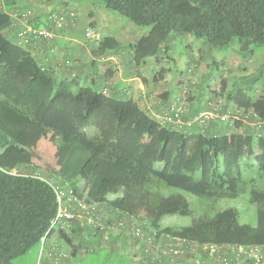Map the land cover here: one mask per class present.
<instances>
[{
	"label": "trees",
	"instance_id": "trees-1",
	"mask_svg": "<svg viewBox=\"0 0 264 264\" xmlns=\"http://www.w3.org/2000/svg\"><path fill=\"white\" fill-rule=\"evenodd\" d=\"M102 1L108 9L147 28L130 44L137 66L159 57L174 36L191 35L219 50L237 43L239 52H253L251 46L264 45V0ZM12 21L0 9V264H13L34 247L44 249L56 231L69 241L66 231L55 224L58 187L108 210L115 211L117 206L122 214L165 234L199 243L264 244V95L253 100L240 86L226 93L227 100L242 107L250 121L260 122L258 130L230 133L220 128L221 118L216 116L204 124L205 136L197 120L163 131L161 122L135 99L106 94L92 84H81L77 77H59L46 68L7 35ZM107 48L118 50L120 45L105 37L93 51L97 56ZM162 97L168 100L171 92ZM187 108L181 118L185 114L190 119L188 104ZM48 134L54 135L52 143L61 156L54 176L58 183L35 170L37 146ZM244 157L255 161L256 171L250 178L240 169ZM159 184L204 201L248 194L247 202L255 207V223L241 222L238 208L229 206L205 209L189 225L163 226L166 215H190L193 210L182 194L166 195L155 189ZM83 234L92 238L88 245L93 249L84 255V262L116 264L125 256L123 247L102 248L100 234L92 230ZM92 235L100 241L95 242ZM122 237L125 245L127 237ZM164 258L160 262L128 256L131 264L173 263ZM199 259L200 264H214L205 253Z\"/></svg>",
	"mask_w": 264,
	"mask_h": 264
},
{
	"label": "rangeland",
	"instance_id": "rangeland-1",
	"mask_svg": "<svg viewBox=\"0 0 264 264\" xmlns=\"http://www.w3.org/2000/svg\"><path fill=\"white\" fill-rule=\"evenodd\" d=\"M70 3L73 6L75 5L83 9L84 16L92 14L97 16L96 12L104 8V11L109 16L117 19L122 18L127 22L124 26L121 21H113L114 27H116L115 25H120L119 27L121 28L118 29L120 32L124 33V31H127L123 34L125 45H120V49L118 50L99 51L104 57H107L106 54H118L120 58L122 57L120 61L124 64L126 63L125 59H127L128 62L125 64L126 67L123 68L122 74L133 76L134 73H140L142 76L152 79L160 75L161 69L165 70L163 77L158 78V88H156L155 96L150 101L152 109L160 98L163 99L161 94L169 88L173 90V93H176L174 104H177L179 107L185 100L189 105L188 118L199 122L198 130L202 132L204 136L206 129L204 124H208L211 120L214 121L212 118H216V116H225V121H222L221 125L222 128H225V130L230 133L238 131L241 134H245L250 128L254 127L256 130L259 129L260 122L250 121L247 117V112L242 107L227 100L226 93L230 89L235 88V86H240L251 93L253 100L264 95V45L251 46L253 52H239L237 50L239 46L237 43H234L230 48L219 50L208 47L202 39H197L191 35L174 36L169 44L163 46L164 50L160 53L159 59L158 57L149 58L145 65L137 67L136 69L128 64L133 62L132 58L133 54H135V51L130 47V42L133 40L136 41L142 34L146 33L147 28L138 26L119 13L108 9L102 0H70ZM100 34L102 36V33ZM116 42L118 43V41ZM80 52L78 57L83 56L82 54H86L84 51ZM90 52L93 54L94 51ZM90 52L87 54H91ZM99 52L97 51V53ZM123 54H125V56ZM103 64L104 69L107 68V63L105 62ZM104 69L102 67V71ZM223 80H225V88H223ZM84 85L89 84L84 83ZM108 87H102L107 94L111 93ZM122 89L123 86L117 84V89H115L113 93L117 91L122 92ZM197 109H199L198 113H196ZM227 122H230L229 125ZM236 122H240V124L237 125ZM165 128V124H162L161 129L164 131ZM52 136L54 135L48 134L38 144V155L34 164L38 166L35 168L37 172H46L54 179L55 183H58L54 176L58 174L61 156H59L55 149V145L52 143ZM202 141L203 138L201 143ZM240 169L245 178L253 176L256 171L254 158L244 157L241 161ZM155 189L166 195L182 194L187 198L193 210V214L190 215H166L161 221L163 226L181 227L189 225L192 223L193 219L201 215V211L205 209H223L229 206L238 208L241 222L255 223L256 220L255 207L247 202L246 196L248 194L236 199L223 198L217 199L216 201H204V199L194 194L165 184H159L155 186ZM87 230L91 231V229L80 227L79 234L81 236L78 233H74L73 230H66L70 240V246L75 247L78 253L85 254L88 252L87 250L90 249L88 242H84L83 237L85 236L83 233ZM41 247L42 245L40 248L34 247L25 254L16 257L13 264H44V254H42L43 247ZM123 253L125 256H123L122 260H116V264H131L128 256L133 259L134 255L132 248L130 246H124ZM138 253L143 259L147 258L143 250H139ZM75 264L89 263L82 261V258H76ZM100 264H102V262Z\"/></svg>",
	"mask_w": 264,
	"mask_h": 264
},
{
	"label": "crops",
	"instance_id": "crops-1",
	"mask_svg": "<svg viewBox=\"0 0 264 264\" xmlns=\"http://www.w3.org/2000/svg\"><path fill=\"white\" fill-rule=\"evenodd\" d=\"M5 5H6V11H8L10 14L12 12L21 13L24 10L31 9L33 11L34 16H32L28 21L36 28L50 26L46 18V14L49 10L60 9L64 6H70L72 8H75L78 12L76 24L74 26H69L67 28V31L65 30L66 31L65 33L68 35V37L71 38L70 42L64 41L63 37H59L61 35L60 34L58 35V38L54 42L53 46H49L46 43L42 45L35 43L31 45H26L24 47L28 49L42 65L52 70L59 77H68V78L77 77L80 80L81 84L84 83L92 84L96 88L104 91L106 94L107 92L103 90L102 87L109 86L108 88H110L109 90L111 91V93L108 94H116V95L131 97L135 99L142 108L147 110V112L150 115L158 119L161 122V124H165L166 127L177 125L172 122L166 121L162 118L163 117L162 115L165 112L173 113L175 110L178 109V105L174 104V97H176V93H173L172 89L167 88L165 92L161 94L162 97V95L165 94L166 92H171V97L168 100L160 98L159 101H157L154 104L153 109H152V104H150L151 103L150 101L155 96L156 88H158L157 83L159 81L156 82L155 78L158 79L159 77H161V75H157L152 79L146 76H142L140 73H134L133 76H127L126 74L125 75L122 74V70L123 68L126 67L125 64L128 62L127 59H125L126 63L124 64L122 61H120L122 57L120 58L118 54H106L107 57H104L101 54L96 56L94 52L93 54L90 52L93 51L94 47L86 39V30L89 26L96 27L100 31V33H102L103 39L105 37H112L115 41H118V44L120 43L119 45H125L124 44L125 41L123 40V36H124L123 34H125L127 31H124V33L120 32L118 30L121 28L119 27L120 25H115L116 27H114L113 25V21L117 20L118 22L121 21L122 24L125 26L127 22H125L124 19L120 18L122 19L120 20L109 16L104 11L105 10L104 8L100 9L99 12H96L97 16L95 14L84 16L83 9H81L80 7L78 8V6L71 5L70 0H6ZM61 32L62 31H60V33ZM6 33L10 38H12L14 41L17 42V40L15 39V34L13 29L8 28L6 30ZM112 42L113 41L111 40L110 43ZM134 42L135 40L130 42V44ZM107 49L109 51H113L112 48H107ZM80 51H84V53L86 54H82L83 56L78 57ZM89 52L91 54H87ZM123 55L125 56V54ZM134 55L135 54H133L132 59H134ZM105 62L107 63L106 64L107 68L104 69L103 63ZM145 63H142L140 64V66H137L133 60V62L128 64H130L131 67L137 69V67H141L142 65H145ZM102 67L104 69L103 71H102ZM111 70L113 71V73L109 78H107L106 74L109 73ZM145 77L147 82L144 81ZM116 83L123 86L122 92L117 91L116 93H113L115 89H117ZM185 116L186 115L184 114V118H182L183 124L185 125L189 126L190 124L189 122L196 121V120L186 119ZM222 121H225V119H219L218 124L221 129L225 130V128H222L221 125ZM228 123L230 122H227V124ZM192 125L193 124H191L190 126ZM94 235L92 236L95 239L94 241L96 242L98 238L97 236ZM85 236H83L84 242L92 241L91 237L89 238L87 237V235ZM122 236L125 235H123L122 232H119V234H117L112 238V242L109 245L101 241L103 243L101 244L102 248H110L113 246L115 249H118L124 246H130L131 248L136 249V245L134 244V242H132V240L126 239V241H124L126 244L124 245L122 242V238H123ZM115 240L116 242H113ZM56 247L59 252H62L67 255L65 258H63L62 264H75L76 258L78 259V257L82 258L83 261V257L87 253V252L85 254L78 253L75 247L70 246V240L66 242L64 239L60 238L59 232L56 231L51 236H49L45 244V248L43 249L44 264H46L50 260L51 258L50 253L54 249H56ZM92 250L93 249L90 248L87 251L89 252ZM90 262H94V261H90ZM96 262L97 261H95L94 263ZM171 262H173L172 264H194V262L191 259L183 258V257L176 258Z\"/></svg>",
	"mask_w": 264,
	"mask_h": 264
},
{
	"label": "built area",
	"instance_id": "built-area-1",
	"mask_svg": "<svg viewBox=\"0 0 264 264\" xmlns=\"http://www.w3.org/2000/svg\"><path fill=\"white\" fill-rule=\"evenodd\" d=\"M5 1L0 0V9L9 13L6 11ZM10 15L13 21L9 28L14 30L19 45L24 47L35 43L41 45L46 43L53 46L60 34L59 37H63L66 42L71 41L65 32L69 26L76 24L78 12L70 6L49 10L46 18L50 26L42 28H36L29 23L28 20L34 16L30 9L21 13L12 12ZM86 39L96 48L100 46L102 36L96 27L89 26L86 30ZM187 109L184 100L177 110L173 113L165 112L162 118L181 125L183 124L181 114ZM220 118L225 119V116ZM56 189H59L57 190L59 208L55 224H59L65 231L73 230L72 228L75 227L91 229L96 234H100L101 241L105 243L122 232L136 245V249L132 248L135 260L142 259L138 252L143 250L147 257L160 262H164V256H168L171 261L179 257H187L200 264L199 255L205 253L211 259V263L216 264H264V244L199 243L145 227L133 216L122 214L117 206L115 211L112 208L108 210L110 208L98 202L88 203L80 199L72 191L67 192L60 187ZM50 256L46 264H62L63 258L67 255L59 252L56 247Z\"/></svg>",
	"mask_w": 264,
	"mask_h": 264
}]
</instances>
